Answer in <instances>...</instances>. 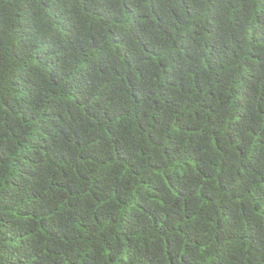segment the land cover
Wrapping results in <instances>:
<instances>
[{"label": "trees", "instance_id": "obj_1", "mask_svg": "<svg viewBox=\"0 0 264 264\" xmlns=\"http://www.w3.org/2000/svg\"><path fill=\"white\" fill-rule=\"evenodd\" d=\"M0 264H264V0H0Z\"/></svg>", "mask_w": 264, "mask_h": 264}]
</instances>
